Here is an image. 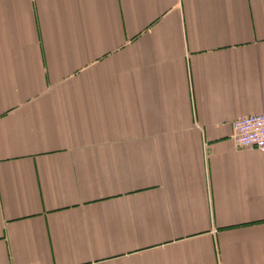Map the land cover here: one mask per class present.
I'll return each mask as SVG.
<instances>
[{
  "label": "crops",
  "instance_id": "crops-1",
  "mask_svg": "<svg viewBox=\"0 0 264 264\" xmlns=\"http://www.w3.org/2000/svg\"><path fill=\"white\" fill-rule=\"evenodd\" d=\"M264 0H0V264H264Z\"/></svg>",
  "mask_w": 264,
  "mask_h": 264
},
{
  "label": "built area",
  "instance_id": "built-area-1",
  "mask_svg": "<svg viewBox=\"0 0 264 264\" xmlns=\"http://www.w3.org/2000/svg\"><path fill=\"white\" fill-rule=\"evenodd\" d=\"M232 127L238 146L264 151V113L240 116L232 122Z\"/></svg>",
  "mask_w": 264,
  "mask_h": 264
}]
</instances>
